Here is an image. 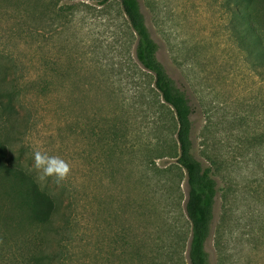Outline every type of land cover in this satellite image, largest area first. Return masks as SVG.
<instances>
[{
  "label": "rangeland",
  "instance_id": "obj_1",
  "mask_svg": "<svg viewBox=\"0 0 264 264\" xmlns=\"http://www.w3.org/2000/svg\"><path fill=\"white\" fill-rule=\"evenodd\" d=\"M54 1L0 0V87L12 93L1 98L0 142L53 201L49 223L34 226L0 176V250L26 255L35 235L37 264H188L184 172L159 156L174 119L147 90L150 76L134 92V36L117 0ZM138 2L188 98L192 153L216 181L208 264H264V79L234 36L246 21L239 9L264 38V2ZM37 149L70 164L66 180L37 179Z\"/></svg>",
  "mask_w": 264,
  "mask_h": 264
},
{
  "label": "trees",
  "instance_id": "obj_2",
  "mask_svg": "<svg viewBox=\"0 0 264 264\" xmlns=\"http://www.w3.org/2000/svg\"><path fill=\"white\" fill-rule=\"evenodd\" d=\"M57 1L56 3L54 1V5L57 4ZM109 1L98 0V3L105 4ZM244 1L252 3L256 0ZM117 2L134 36L133 58L136 63L138 79L135 82L134 92L142 96L145 86L142 87L143 82L139 80L142 75L150 76L152 79L151 87L147 85V90L154 93V96H157L162 104L169 108L174 119V141L171 145H167L165 151L159 156L171 154L175 158L178 168L184 172L186 194L183 200V211L189 222L186 250L188 264H208V254L204 249V244L212 223L217 187L210 167L203 166L201 161L192 153L190 138L192 110L188 98L184 91L175 84L164 65L157 58L158 45L150 36L138 0H117ZM53 8L51 7L47 13L53 12L56 15L58 10L59 12L62 11L60 5L55 10ZM235 13L242 15L246 20L245 25L238 28L236 35H234L240 40L237 47L245 52L252 70L256 67L261 69L264 79V38L262 37L261 26H256L255 24L258 23L250 21L252 18L250 14H247L248 12H241L237 9ZM32 28L36 29V26L33 25ZM27 82L29 85L33 83V80L29 79ZM2 97H6L5 103H7L8 97H12V93L0 87V107L4 106H1ZM153 102L155 104V100ZM0 118H2L1 113ZM0 176L5 181L3 196L11 202L12 207L22 210L24 218L33 222L34 226L47 225L53 209L51 197L37 186L30 175L12 165L7 147L2 142H0ZM34 236L26 235L35 245L34 250L27 251L26 255L22 247L19 246L13 249L9 247L5 252L2 251V248L0 250V264H37V260L44 258V255L41 254V250L44 249L37 245V241H35L37 237Z\"/></svg>",
  "mask_w": 264,
  "mask_h": 264
},
{
  "label": "clouds",
  "instance_id": "obj_3",
  "mask_svg": "<svg viewBox=\"0 0 264 264\" xmlns=\"http://www.w3.org/2000/svg\"><path fill=\"white\" fill-rule=\"evenodd\" d=\"M32 168L37 172L39 181L43 182L48 177H54L57 184L66 180L71 171V166L66 160L58 155H49L46 151L39 149L33 152Z\"/></svg>",
  "mask_w": 264,
  "mask_h": 264
}]
</instances>
